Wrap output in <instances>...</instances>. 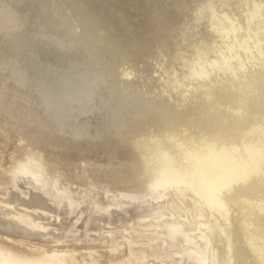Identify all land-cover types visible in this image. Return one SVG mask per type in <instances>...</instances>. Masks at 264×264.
<instances>
[{
    "label": "bare ground",
    "instance_id": "bare-ground-1",
    "mask_svg": "<svg viewBox=\"0 0 264 264\" xmlns=\"http://www.w3.org/2000/svg\"><path fill=\"white\" fill-rule=\"evenodd\" d=\"M0 93L43 153L0 159L7 254L264 264V0H0ZM98 145L126 163L85 177L87 160L56 153ZM101 177L130 195L95 196ZM31 180L97 211L57 223L18 194ZM18 213L50 239L6 219Z\"/></svg>",
    "mask_w": 264,
    "mask_h": 264
},
{
    "label": "rangeland",
    "instance_id": "rangeland-1",
    "mask_svg": "<svg viewBox=\"0 0 264 264\" xmlns=\"http://www.w3.org/2000/svg\"><path fill=\"white\" fill-rule=\"evenodd\" d=\"M3 85L4 84H2V86ZM0 96H1L0 97V159H3L2 165H8L9 160H10V156L15 155L16 158L19 156V150L17 149V147L20 148L21 145L27 146L25 148V152L28 153L29 155L32 156V155L37 154L40 158H42L43 153L41 150H39V148L31 149V145H29V146L27 145L28 144L27 140H24V142H23V130L25 128H29V123H27V121H26L28 118L27 115L23 114L21 111L16 109V107H15L16 103L13 100L10 99L11 101L10 100L8 101V99H9L8 97L6 98V100H4L6 96H4L1 93H0ZM3 100L6 103L5 102L2 103ZM4 107H5V109H4ZM10 109H12V110H10ZM11 115H13V116H11ZM21 122H23V124H20ZM19 124L22 126V128H21V126H19ZM26 130H24V131H26ZM11 131H15L16 133L12 134V136H10L9 138H7L5 135H3L4 133L10 134ZM44 146H46V142H43L40 144V148H43ZM68 148H69V146L67 147V149ZM56 153H59V154L61 153V155H63V156L68 155L71 158H75V159L76 158H79V159L82 158V159L87 160L90 163L89 164L90 166H86V169L82 170L85 177L92 175V174H96L95 170H93V169L96 168L95 163H97V162H99L101 164V165L97 166V168L100 167V169H99L100 171H102V170L103 171H109V170H111V168L113 166H118L121 163H126V160L128 158L127 157V150H124L121 146L118 147L114 153H111V152H108L107 150H104V148L100 145L95 146V147L94 146L93 147H90V146L84 147L80 152L75 150V149H71L68 151L61 149V150L56 151ZM103 164H105V166ZM69 167L71 168V166H69ZM53 175H54L53 173H50V175H46L45 178H46L47 182H51V180H52L51 177ZM98 191H99V194H96L95 196L100 195V194H104L105 196H108L114 200H117L119 198H123L124 195H130L128 192L126 193V191H124V190L112 189L110 187V182L103 177L100 178V185H99ZM164 236H166V234H164V232H159L157 238L164 237ZM143 237L148 238L147 235H144ZM118 239L121 240L122 238H118ZM0 245H2V244H0ZM127 247L128 246L126 244V249H127ZM5 250H6V253H8L7 249H5ZM49 250H50V247H47V251H49ZM105 252L107 255L109 250L105 249ZM7 258L8 259L23 258V254H21V253H19L18 255L17 254L16 255L7 254ZM42 258H43V261H42V259H39L40 264L41 263H48L52 260L51 255H48V254L42 255ZM4 259H6L5 256L0 255V264H3ZM26 260L32 261V257L29 259H26ZM71 262H72V264H108L109 263V262L102 263L100 260H96L94 263L91 259H88L85 261L84 260H82V261H80V260L74 261L73 260ZM55 264H60V263H55Z\"/></svg>",
    "mask_w": 264,
    "mask_h": 264
},
{
    "label": "clouds",
    "instance_id": "clouds-1",
    "mask_svg": "<svg viewBox=\"0 0 264 264\" xmlns=\"http://www.w3.org/2000/svg\"><path fill=\"white\" fill-rule=\"evenodd\" d=\"M24 180L27 181L28 178H24ZM18 194L26 200H36L37 202L43 201V204L47 209L43 215H50V218L57 223H59L61 219V213L64 215H73L76 213H79L80 215H93L97 211L94 201L89 202L86 207H82L81 204L72 203L71 201H65L60 197H54L46 185L35 180H31L27 185V191H25L24 187H21ZM4 207L8 206L5 205ZM6 219L20 221L29 232L38 234L40 238L44 240L50 239V237L47 236L49 228L45 227L44 223H42L37 217L28 215L22 219L21 215L18 213L14 216L6 217ZM53 231L55 230L53 229ZM0 255L5 256L6 258L3 260V264H37L36 261H29L23 258L8 259L3 245H0ZM69 264H72V262L69 261Z\"/></svg>",
    "mask_w": 264,
    "mask_h": 264
}]
</instances>
